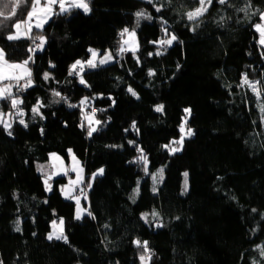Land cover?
Masks as SVG:
<instances>
[{
    "label": "trees",
    "instance_id": "16d2710c",
    "mask_svg": "<svg viewBox=\"0 0 264 264\" xmlns=\"http://www.w3.org/2000/svg\"><path fill=\"white\" fill-rule=\"evenodd\" d=\"M85 2L88 12L72 8L62 13L56 4L44 27L34 26L31 33L25 29L28 36L18 40L7 36L14 32V22L24 21L32 0H23L10 19L5 17L12 4L0 16L5 58L32 57L31 86L15 89L0 105L11 110L14 120L7 130L0 124V262L264 264V46L255 28L264 22L259 16L264 0H212L191 21L186 13L200 7L198 0ZM141 10L145 15L137 23L135 14ZM134 27L138 50L121 51L123 30ZM40 35L44 43L33 49V39ZM173 35L171 45L159 43ZM91 47L110 50L114 60L81 77L78 68L69 75L73 62L89 58ZM245 74L249 81L262 82L261 95L243 83ZM192 79L217 80L228 93L204 92L203 101L215 113L211 120L192 105ZM14 96L24 124L14 116ZM85 97L86 106L98 108L101 119L91 136L77 108ZM157 105L163 110L156 111ZM188 115L185 131L191 129L193 135L173 152L171 145L181 137L180 125ZM71 149L90 184L84 202L88 211L79 219L75 201L61 192L67 177L53 178L48 191L37 166L52 152L68 159ZM141 154L146 162H137ZM184 173L189 178L186 192ZM154 210L158 217L146 222L143 212ZM61 218L67 241L49 240L52 222Z\"/></svg>",
    "mask_w": 264,
    "mask_h": 264
},
{
    "label": "rangeland",
    "instance_id": "374dc122",
    "mask_svg": "<svg viewBox=\"0 0 264 264\" xmlns=\"http://www.w3.org/2000/svg\"><path fill=\"white\" fill-rule=\"evenodd\" d=\"M68 2H69V0H65V6L66 7L68 5ZM55 5L56 4H48V2L44 1V0H39V2L35 4V15L32 17L31 21L28 20L29 21L28 32H31V30L33 29V25H35V27H36V24H40L41 27H44V25L46 23H48L50 21L51 17L54 15V12L56 10ZM206 5L208 7L207 3L205 4V6ZM56 7L59 8V5H57ZM32 8H33V0L31 3L30 11H32ZM89 9H90V7H89ZM7 14H9V13H7ZM27 18H28V16H26L24 21L22 20L23 23L21 24V28L19 29V33H20L21 37H27L28 36V33L25 30V29H27V25H26V23L28 22ZM258 24H261V26L264 27V22L258 23ZM41 27H39V28H41ZM16 31L17 30L15 29L13 33H15ZM258 32L260 33V42H261V40L264 39V34H262L260 31H258ZM39 37H44V36L40 35ZM38 39L39 38H34L33 42H35ZM122 39L124 42L122 45L123 49L131 50L132 52L138 50L140 40L138 38V33H137L136 27L130 29L123 36ZM263 46H264V44H263ZM0 48H2V47H0ZM90 49L96 52V56H93L91 53L87 60H89V59L93 60V62L97 65L96 67H98L100 65H105V64L111 63V61L114 60L115 56L112 54V52L110 50H108L105 53H111L113 59L109 60L105 64H100L99 63L100 59H102V58L106 59L105 53H101V51H99L95 47H91ZM78 60H80L82 62V65L77 66V68L79 69L78 75H80V77H81V76H83L84 71H86L89 68H93V67H89L87 65V63H86L87 60H83V59H78ZM116 61H117V64L120 66L121 62H122L121 59L116 58ZM16 63H18V62H16ZM74 63L75 62H73V64ZM81 66L83 67V71H80ZM21 70L23 72L25 71L26 73H30V78L32 77V75H31L32 66L29 65V62L27 65L22 66ZM26 73L24 74V76H26ZM256 81L257 80H255L254 82H252V81H250V82L255 83ZM246 85L249 87L248 84H246ZM5 87H8L9 90L11 91V95H14L15 89L17 90V83H16V81H13V83L11 81H9L8 86H5ZM256 87L259 89L258 85H256ZM189 90H190V99L192 101V105L195 106V108L198 112L203 113L206 121L211 120L215 113L213 111V107L206 105L205 102L203 101L204 92L209 91V92H213L215 95L228 96L226 89H224L222 87L221 83L217 80H210V81L201 80L200 82H198V81H195L194 79H192V80H190V82L188 84V91ZM18 91H20V90H17V92ZM13 98L17 99L16 96H14ZM87 103H88V99L85 97L81 100L79 107H77L78 105H74V106L77 107L78 109H82L81 110V117L83 118L82 120H83L86 128H88V131L92 128H95L97 130L99 128L98 126L101 122V119L98 116L99 111L98 110L95 111L94 107L89 109V107L86 106ZM16 111H17V109H15V115L22 118L23 114H21V113L18 114ZM188 117H189V115L185 118L188 119ZM185 118H184V120H185ZM97 121H99V123H97ZM5 124L10 125L11 123L9 121H7ZM185 125H184V129H186ZM180 138L176 139L175 141H180ZM182 147L183 146L181 143H173L171 145V150L178 148L179 151H181ZM179 151H175V152H179ZM37 163H38V165H37L38 170L44 175V181H45V184L47 185L48 191H51L53 188V185H54L53 184V178L60 177L61 175H65L67 177V179H68L67 183H69V184L76 186V183H79L80 185H78V188H83V189L87 190L88 186H90V184L88 185V183H86V181H85L86 177H85L84 164L82 163V161H80V159L78 158V156L76 155V153L72 149L70 151V155H69L68 159H66L61 153L59 154L57 152H52L50 157H49V160L39 161ZM52 169H54L53 172H51ZM51 175H53V176L55 175V177H53ZM188 187H189V178H188V175L185 176V173H184V181H183V187H182L183 191L186 192L188 190ZM76 194L73 195V200L75 201V205H76L75 215H77V212H79L80 218H83L85 216V213H87V211H88V206L85 205L84 202L89 200V194H88V196L79 195V194L76 195ZM77 199L79 200V205L77 204ZM153 213H155L156 215H153ZM156 217H158V212H156L155 210L150 212V213L149 212H143V214H142V218L148 223H150L151 219H154ZM54 221L56 223L53 224V222H52V226H51L52 229L49 233H51L53 231L59 232L62 228L63 229V235H64V231H65L64 220H63L62 225L60 223V220H54Z\"/></svg>",
    "mask_w": 264,
    "mask_h": 264
},
{
    "label": "snow or ice",
    "instance_id": "6c2138e0",
    "mask_svg": "<svg viewBox=\"0 0 264 264\" xmlns=\"http://www.w3.org/2000/svg\"><path fill=\"white\" fill-rule=\"evenodd\" d=\"M23 0H0V16H4V11L3 9H8L9 8V5L12 4V7L10 9V16L9 17H5V19H10L11 16H15L16 15V12H17V7L20 3H22ZM39 0H33V8H32V11H29L27 13V16H28V20L31 21L32 17L35 15V4L38 3ZM48 4H58L59 5V10L60 12H67V11H70L72 8H82L85 12H88L90 9L88 7V4L85 2V0H69V3H68V6L66 7L65 6V0H47ZM198 3L200 5V7L192 10V11H189L186 13L187 15V18L188 20H195L197 17L203 15L204 12L207 11V7H205V4L207 3L208 5H210L212 3V0H198ZM219 3L220 4H224L225 3V0H219ZM156 11L159 12L160 9L159 8H156ZM240 11H247V9H240ZM136 17H137V23H139V19L141 17H144V12L143 10L137 12L136 14ZM259 16H260V19L262 21H264V13H259ZM147 19H151L152 17L149 15L146 17ZM0 23H3V21H0ZM23 23V21H20V20H17L16 22H14L13 24V27L17 30L15 33L13 34H9L7 36V39L8 40H18L21 38V35L19 33V29L21 28V24ZM36 27L39 28L41 27L40 24H36ZM255 28L260 31L262 34H264V27L261 26V24H256L255 25ZM129 30L127 28H125L123 30V32H128ZM176 37L173 35L171 37V39H168V40H164V41H159V43L161 44H168V45H171L173 40H175ZM39 40H40V44H37L36 47L39 48L41 47L42 43L44 42V37H39ZM155 43V42H154ZM261 43L264 44V39L261 40ZM29 51H33V49H29ZM93 56H96V52L93 51V50H89ZM121 51H124V49L122 48ZM159 54V53H157ZM151 55V53H150ZM6 57V53L5 51L0 48V60H4ZM105 57L106 59L102 58L100 59L99 63L100 64H105L107 63L109 60L113 59L111 53H105ZM32 59L31 56L28 57L27 60L23 61L22 64H13V65H10V67H14V68H20L22 66H25L28 64V62ZM87 65L89 67H96L97 65L93 62V60L89 59L86 61ZM82 65V62L80 60H77L75 61V63L71 66V69L69 71V75H72L74 74L75 70L77 69V66H80ZM80 71H83V67L81 66L80 68ZM26 75H28L30 77V73H26ZM149 75H152V71L149 70ZM49 76L50 74L48 72H45L44 73V79L47 80L49 79ZM24 77L21 76V77H5L2 73H0V80H3V79H13L16 81L17 85H19V80L20 79H23ZM81 83H85V81L83 79H81L80 81ZM243 83L245 84H248L249 87L252 89V91L256 94V95H261V92L259 91V89L256 87V85H259L261 84L262 82L261 81H256L255 83H252L248 80L247 78V74L244 75L243 77ZM25 86H31V79H28V82ZM128 91L133 95V96H137V93L131 88L129 87ZM55 95H60L58 92H54ZM11 97V91L9 89H6V88H0V98H9ZM83 102V101H82ZM17 103H20V101H17L16 99H12V105L13 107L16 106ZM39 103V102H38ZM163 110V105H157L156 106V111H162ZM32 111L34 113H38L39 112V108L36 107V106H33L32 108ZM260 111L262 113H264V104L260 105ZM184 112L189 114L191 113V109H184ZM262 120H264V116H262ZM187 122V118H185L184 122L181 123L180 125V132L182 133V136L180 138V141H174V143H181L183 142V139L185 136H191L193 135V132L191 129H188L187 132H185V129H184V125L185 123ZM0 123H4L2 120H0ZM20 123L21 124H24V121L23 120H20ZM97 123H99V121H97ZM5 127V130H7L10 125L8 124H5L4 125ZM133 127H135V122H133ZM96 131L95 128H92L88 131V135L91 136L92 133ZM127 131V130H126ZM12 133L11 132H8V135H11ZM130 144H133L134 141H129ZM165 148L168 147V145H165L164 146ZM138 151H140L141 153L143 152L142 149H137ZM71 151V150H69ZM173 152L175 151H179V149H172ZM147 158L146 156H144L143 154H141L138 158H137V162L139 161H145L146 162ZM161 172L163 171L162 169L160 170ZM98 173L99 174H102L103 173V169H99L98 170ZM146 173H147V170H146ZM97 173H94L93 176H95ZM185 176H187V173H185ZM155 191V189H153ZM134 191L138 192V188L135 189ZM77 204L79 205V200L77 199ZM255 211V210H253ZM89 215H91V213H88ZM153 215H156L155 213H153ZM76 218L79 219L80 218V213L77 212V215H76ZM56 222L53 221V224H55ZM60 223L61 225L63 224V219L61 218L60 220ZM17 230H19V228H17ZM57 239V240H65L67 241V237L65 235H63V229L61 228V230L59 232H51L49 233L48 235V239L51 240V239ZM134 243L139 247L141 246V241L137 240V241H134ZM143 243V247H144V250L145 252L148 251V248H147V241H144L142 242ZM258 248H261V246H257ZM261 255H264V248L261 249ZM141 261L143 262L145 260V256H141L140 257ZM150 259V257H149ZM0 264H2V262H0ZM253 264H256V262L254 261Z\"/></svg>",
    "mask_w": 264,
    "mask_h": 264
},
{
    "label": "crops",
    "instance_id": "0c3cea01",
    "mask_svg": "<svg viewBox=\"0 0 264 264\" xmlns=\"http://www.w3.org/2000/svg\"><path fill=\"white\" fill-rule=\"evenodd\" d=\"M44 1H47V0H44ZM28 25H27V29L29 30ZM34 26L35 25H33V27ZM25 60H23V61H25ZM23 61H13V62H10L6 58L4 60H0V73H2L5 77H9V78H11V77H21V76H24V74L26 72L25 71L23 72L21 70V67L20 68L10 67V65H13V64H19V63L21 64ZM16 62H18V63H16ZM24 77H28L29 78V76H27V75L24 76ZM9 81H11L13 83V81H15V80H13V79H3V80H0V88L9 89L8 87H5V86H8V82ZM4 99H6V98H0V105H1V101H3ZM14 109H17V111H19V113L24 114V111H23L22 107L20 106V104L17 105V106H15ZM14 116H15V114H14ZM22 119H23V117L22 118L19 117V120H22ZM0 120H2L4 122V124L7 121H9L12 124L14 122V120H13V115L11 114V110H2L0 108ZM53 171H54V169H52L51 172H53ZM51 176H53V175H51ZM53 177H55V175ZM67 181H68V179H67ZM67 181L65 183H63V185L61 187V192H62V195H64L67 199L73 200V195L76 194L75 193V189L80 184L79 183H76V186H74L72 184L67 183ZM76 195H78V194H76Z\"/></svg>",
    "mask_w": 264,
    "mask_h": 264
},
{
    "label": "built area",
    "instance_id": "2783aa9c",
    "mask_svg": "<svg viewBox=\"0 0 264 264\" xmlns=\"http://www.w3.org/2000/svg\"><path fill=\"white\" fill-rule=\"evenodd\" d=\"M40 40H36L35 42H32V48L34 49L36 47L37 44H40L41 42H39ZM28 79H30V77H24V79H20L19 80V85H17V90H20V91H23L25 89V85L27 84L28 82ZM95 111L98 110V108H95L94 109ZM18 114L19 111H16ZM10 131V130H9ZM12 132V131H10ZM75 192L79 195H85V196H88V193H87V190L83 189V188H78L76 187L75 189Z\"/></svg>",
    "mask_w": 264,
    "mask_h": 264
}]
</instances>
